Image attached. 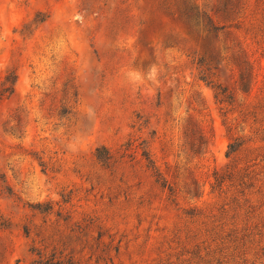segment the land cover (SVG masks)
<instances>
[{
  "label": "rangeland",
  "instance_id": "rangeland-1",
  "mask_svg": "<svg viewBox=\"0 0 264 264\" xmlns=\"http://www.w3.org/2000/svg\"><path fill=\"white\" fill-rule=\"evenodd\" d=\"M10 73L0 264H264V0H0Z\"/></svg>",
  "mask_w": 264,
  "mask_h": 264
},
{
  "label": "trees",
  "instance_id": "trees-1",
  "mask_svg": "<svg viewBox=\"0 0 264 264\" xmlns=\"http://www.w3.org/2000/svg\"><path fill=\"white\" fill-rule=\"evenodd\" d=\"M217 27L209 25V30L211 31H216ZM198 63H202V59H200L198 61ZM199 79L206 82L207 84H210L211 81L208 80V76L205 72L200 71L199 72ZM16 77L13 73L8 74L3 83H2V88L0 90V96H9L11 93H13L14 91V83H15ZM217 88L220 89L221 94H224V92L226 91L223 88H220V86H217ZM226 98H229L227 95H225ZM186 134V133H185ZM187 135V134H186ZM198 151H200L201 146L203 144L202 138L199 137V141H198ZM243 141L240 140L239 138H235L233 139L227 147V151H226V156L232 155L233 153H235L242 145ZM142 155L144 156V158L147 160L148 162V166L152 168L154 175L156 176L157 181H162V176L161 174L158 172L157 169H155L153 162L149 159L148 153L145 149H143L142 151ZM94 156L96 158V160L98 162H100L102 165H108L110 163V161L112 160V155L109 153L108 149L101 146V147H97L95 149L94 152ZM217 181V179H216ZM215 181V182H216ZM162 186H165L166 183L165 181L161 182ZM34 209L38 210L39 212H49L50 211V206L47 204H40L37 203L36 205L32 206ZM36 264H64L63 262H61L60 260H55L53 258V256H50L49 258H42L39 259L38 261H36ZM65 264H72L70 261L66 262Z\"/></svg>",
  "mask_w": 264,
  "mask_h": 264
}]
</instances>
